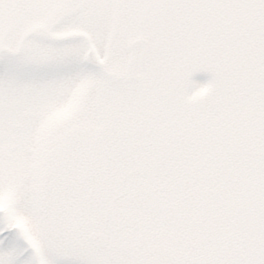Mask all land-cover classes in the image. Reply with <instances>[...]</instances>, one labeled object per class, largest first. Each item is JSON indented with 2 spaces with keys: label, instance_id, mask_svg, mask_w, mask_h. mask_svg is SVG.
Returning a JSON list of instances; mask_svg holds the SVG:
<instances>
[{
  "label": "snow or ice",
  "instance_id": "6c2138e0",
  "mask_svg": "<svg viewBox=\"0 0 264 264\" xmlns=\"http://www.w3.org/2000/svg\"><path fill=\"white\" fill-rule=\"evenodd\" d=\"M0 264H264V0H0Z\"/></svg>",
  "mask_w": 264,
  "mask_h": 264
}]
</instances>
